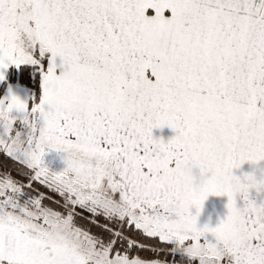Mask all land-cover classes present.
<instances>
[{
    "label": "snow or ice",
    "instance_id": "obj_1",
    "mask_svg": "<svg viewBox=\"0 0 264 264\" xmlns=\"http://www.w3.org/2000/svg\"><path fill=\"white\" fill-rule=\"evenodd\" d=\"M11 66L0 264H264V0H0Z\"/></svg>",
    "mask_w": 264,
    "mask_h": 264
},
{
    "label": "crops",
    "instance_id": "obj_2",
    "mask_svg": "<svg viewBox=\"0 0 264 264\" xmlns=\"http://www.w3.org/2000/svg\"><path fill=\"white\" fill-rule=\"evenodd\" d=\"M11 67H9V69L6 72V80L8 79V74ZM3 83L4 82H0V88ZM9 85H11L13 89L20 94H24L25 91L28 89H29L28 91H32L29 87L23 86L17 82H9L0 96L6 93ZM154 135L163 136L165 139H167L169 136L173 135V132L171 129L165 127L164 129H154ZM259 168L264 169V162L261 163ZM251 170L252 168L249 165L245 164L241 170L237 171L236 174L240 175L241 173H246ZM257 175L258 176L260 175L259 170H257ZM255 195L256 194L253 192V196ZM226 202H227L226 197H215V196L209 197L208 200L205 202L204 210L200 216V223L204 224L210 222L211 225L214 226L218 222V220L223 217L224 213L226 212V208H225ZM258 202H259V198H258Z\"/></svg>",
    "mask_w": 264,
    "mask_h": 264
},
{
    "label": "trees",
    "instance_id": "obj_3",
    "mask_svg": "<svg viewBox=\"0 0 264 264\" xmlns=\"http://www.w3.org/2000/svg\"><path fill=\"white\" fill-rule=\"evenodd\" d=\"M9 82H17L23 86L29 87L31 90H34L36 86V82L31 70L24 66L19 69L14 66L10 68L8 79L2 84L0 88V95Z\"/></svg>",
    "mask_w": 264,
    "mask_h": 264
},
{
    "label": "rangeland",
    "instance_id": "obj_4",
    "mask_svg": "<svg viewBox=\"0 0 264 264\" xmlns=\"http://www.w3.org/2000/svg\"><path fill=\"white\" fill-rule=\"evenodd\" d=\"M29 90V89H28ZM23 95V94H21ZM46 162L53 170H60L63 167V162L60 159L59 154L52 152L48 156H46Z\"/></svg>",
    "mask_w": 264,
    "mask_h": 264
}]
</instances>
